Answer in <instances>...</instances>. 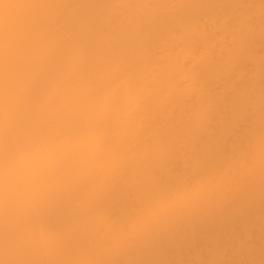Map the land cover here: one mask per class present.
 Returning a JSON list of instances; mask_svg holds the SVG:
<instances>
[{
    "label": "bare ground",
    "instance_id": "1",
    "mask_svg": "<svg viewBox=\"0 0 264 264\" xmlns=\"http://www.w3.org/2000/svg\"><path fill=\"white\" fill-rule=\"evenodd\" d=\"M262 137L264 0H0V264H264Z\"/></svg>",
    "mask_w": 264,
    "mask_h": 264
},
{
    "label": "snow or ice",
    "instance_id": "2",
    "mask_svg": "<svg viewBox=\"0 0 264 264\" xmlns=\"http://www.w3.org/2000/svg\"><path fill=\"white\" fill-rule=\"evenodd\" d=\"M262 144H264V137H262ZM43 145H33L32 151H40ZM10 152L13 149H9ZM18 157L26 153L24 151H16ZM198 190L189 189L183 193L173 192L171 185L168 188H161L153 192L149 196V202L142 209L140 215L134 218L128 225L129 233H136L144 227L161 220L167 213L175 207L187 202L192 197L198 195Z\"/></svg>",
    "mask_w": 264,
    "mask_h": 264
}]
</instances>
